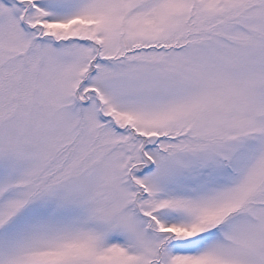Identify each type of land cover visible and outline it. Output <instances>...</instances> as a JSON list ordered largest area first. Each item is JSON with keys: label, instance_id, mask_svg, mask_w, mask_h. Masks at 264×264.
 <instances>
[{"label": "snow or ice", "instance_id": "1", "mask_svg": "<svg viewBox=\"0 0 264 264\" xmlns=\"http://www.w3.org/2000/svg\"><path fill=\"white\" fill-rule=\"evenodd\" d=\"M0 264H264V0H0Z\"/></svg>", "mask_w": 264, "mask_h": 264}]
</instances>
